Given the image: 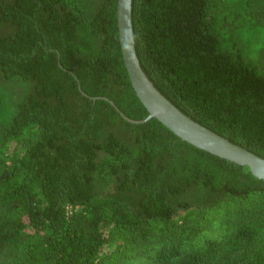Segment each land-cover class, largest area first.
Returning <instances> with one entry per match:
<instances>
[{
    "label": "trees",
    "instance_id": "1",
    "mask_svg": "<svg viewBox=\"0 0 264 264\" xmlns=\"http://www.w3.org/2000/svg\"><path fill=\"white\" fill-rule=\"evenodd\" d=\"M116 7L0 0V264H264V179L90 98L148 115ZM131 15L156 89L264 158V0H132Z\"/></svg>",
    "mask_w": 264,
    "mask_h": 264
},
{
    "label": "water",
    "instance_id": "2",
    "mask_svg": "<svg viewBox=\"0 0 264 264\" xmlns=\"http://www.w3.org/2000/svg\"><path fill=\"white\" fill-rule=\"evenodd\" d=\"M131 11L132 0H117L116 17L122 59L131 85L148 115L140 120L132 119L120 111L109 98H90L108 101L123 119L131 123H143L150 118H156L182 140L223 159L248 166L254 176L264 179V158L194 121L156 89L141 68L136 54ZM78 88L86 95L79 84Z\"/></svg>",
    "mask_w": 264,
    "mask_h": 264
}]
</instances>
